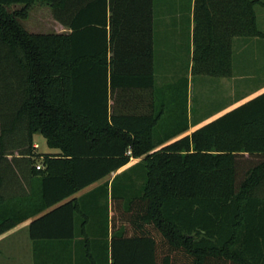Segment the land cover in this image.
Masks as SVG:
<instances>
[{"label": "trees", "instance_id": "trees-1", "mask_svg": "<svg viewBox=\"0 0 264 264\" xmlns=\"http://www.w3.org/2000/svg\"><path fill=\"white\" fill-rule=\"evenodd\" d=\"M35 2L70 32L27 31ZM257 4L194 0V73L229 75L231 38H264ZM151 14V0H0V234L144 156L141 193L112 196L107 232L87 216L75 230V198L30 221L36 244L71 249L47 264H264V158L239 181L236 159L264 154V92L155 150ZM38 129L58 152L35 151Z\"/></svg>", "mask_w": 264, "mask_h": 264}, {"label": "crops", "instance_id": "crops-1", "mask_svg": "<svg viewBox=\"0 0 264 264\" xmlns=\"http://www.w3.org/2000/svg\"><path fill=\"white\" fill-rule=\"evenodd\" d=\"M260 1L264 2V0ZM37 5H43V16L39 14L40 11H36L35 6ZM257 5L264 8V4ZM22 6L23 4H13L8 9L11 11L18 10ZM193 9L194 0H151L153 85L157 88L159 80L157 77H162V85L165 86L164 91L167 95L170 92L169 88H174L177 85L181 86V90L185 95V101L178 102L180 113L165 112L166 108L169 107V103L168 101L162 103L161 119L154 134L155 140L161 143L155 147V150L184 136H190L199 127L232 111L249 99L264 92V44L259 39L262 37L231 38L229 75L226 73L225 76H215L193 72L192 57L195 48L193 43L195 24ZM33 11L35 15H38V19H31ZM261 14L264 17V10ZM39 20L44 21L45 26H42L44 24H41ZM19 21L22 25V21H26L23 27L31 33L68 34L70 32L69 27L54 18L51 6L46 3L35 2L28 10L26 18L19 19ZM223 61V53L221 52V68H223ZM225 61V70L227 71V58ZM191 74L211 78L209 81L213 86V99L207 109L204 108V103L193 102L189 98L188 89ZM191 78L193 79V77ZM172 92H174V89ZM175 131L177 132L175 135L168 136ZM33 146L35 151L36 148H39L35 143ZM56 152L58 150L54 149L39 153ZM143 158L144 156L130 157L125 165L112 171L104 178L95 181L0 234V264H47L55 257L53 254H65L71 251L67 246L36 244L29 237L30 221L72 198L77 200L79 206V210L74 213L75 230L79 227L78 222L81 216H89V213H87L89 209L84 211V207L87 208V206L92 205L91 209L96 216L100 212H102L103 216H105L104 212H106V216H110L111 209L109 205L113 195L112 187L125 168L131 165L141 167L140 171L142 173L137 178L139 179V189L142 188L145 180ZM263 158L264 154L261 153H238L236 157L237 172L242 173V175L240 178L237 176V181L242 178L250 167ZM22 184V187L20 184L15 187L19 192L18 194H29V186L23 182ZM118 193L122 195L123 191L120 190ZM100 202L103 207L102 210L99 207Z\"/></svg>", "mask_w": 264, "mask_h": 264}, {"label": "rangeland", "instance_id": "rangeland-1", "mask_svg": "<svg viewBox=\"0 0 264 264\" xmlns=\"http://www.w3.org/2000/svg\"><path fill=\"white\" fill-rule=\"evenodd\" d=\"M36 7V11H40L39 14H41V16H43V5H37ZM264 10L263 7H260L258 5L255 6V12H256V25L257 28L260 31L264 32V17L262 16V11ZM38 15L33 13L31 14V19H38L37 18ZM41 22V24L45 23L42 20H39ZM38 21V22H39ZM26 21H22L23 25H25ZM37 22V23H38ZM42 26H45L42 25ZM44 28V27H43ZM45 30V29H43ZM237 38H241L242 37H237ZM263 44H264V39L259 38ZM193 77V79L191 78ZM158 80V85L157 88L155 89V110L156 111H161L162 108V103L165 101H168L169 103V107L166 108L165 112H172V113H180L181 111L178 109V102H181V100L184 101V93L182 92V88L181 86H176L174 88L170 87V92L167 95L165 93V86H163V78L162 77H157ZM211 78H209L208 76H198L197 74H191L190 78H189V98L191 99V101L195 102V101H199L201 104L204 103V108L207 109L209 107V104L212 102L211 100L213 99V95H212V88L213 86L211 85L210 81ZM174 89V92H172V90ZM180 91H179V90ZM164 91V92H163ZM173 104V105H170ZM204 110V109H203ZM34 138V143L37 144L39 146V148H36V152H43V151H48V150H54L53 148H49L47 146L46 140L45 138L42 136L41 134V130L38 129L35 134L33 135ZM8 146H14V142H10ZM15 148V147H14ZM39 165L40 168H42L41 162L38 161L36 163V166ZM37 169V168H36ZM141 167L136 166V165H131L128 166L127 168H125L120 175L117 177V179L115 180L113 187H112V191H113V197L119 196L118 191L122 190L123 193V197H125V199H130L133 196H137L141 193V188L139 189V179L137 178L138 175H141L142 171H140ZM242 175V173H238V177L240 178ZM111 202V201H110ZM99 207L100 210L103 209V207L101 206V202L99 203ZM92 205H89L86 207H84V211L86 209H89V213L87 216L89 221H88V226L87 228L89 229L90 233L92 234H96V232H100V234H103V232H107V230H109V217L111 216H106V212L105 216H103L102 212H100L98 214V216H96V214L92 211ZM109 208L111 209V206L109 205ZM91 211V212H90ZM81 219H79L80 223ZM104 227V228H103ZM94 238V237H93ZM95 239V238H94ZM97 239V238H96ZM100 242H102V237L100 235L99 238Z\"/></svg>", "mask_w": 264, "mask_h": 264}, {"label": "built area", "instance_id": "built-area-1", "mask_svg": "<svg viewBox=\"0 0 264 264\" xmlns=\"http://www.w3.org/2000/svg\"><path fill=\"white\" fill-rule=\"evenodd\" d=\"M126 154H127V155H130V154H131V152H130V150H129V149L126 151ZM36 168H37V169H39V168H40V166H39V165H37V166H36Z\"/></svg>", "mask_w": 264, "mask_h": 264}]
</instances>
